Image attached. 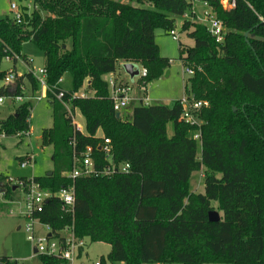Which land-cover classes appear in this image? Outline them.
I'll use <instances>...</instances> for the list:
<instances>
[{
    "label": "trees",
    "instance_id": "trees-1",
    "mask_svg": "<svg viewBox=\"0 0 264 264\" xmlns=\"http://www.w3.org/2000/svg\"><path fill=\"white\" fill-rule=\"evenodd\" d=\"M208 1L224 22L221 45L202 24L182 20L192 10L183 0H34L33 14L23 10L22 23L0 18V82L9 72L2 69L7 57L14 65L19 58L30 64L22 53L26 42L42 51L51 89H63L59 81L66 75L72 80L62 101L47 93L53 125L41 136L42 147H53V167L33 178L52 196L35 216L62 243L63 232L72 231L76 239L109 244L101 264H264V0H237L233 10H224L220 0ZM179 20L181 31L194 40L187 50L180 43L181 58L186 54L185 63L203 67L186 93L210 103L201 114L200 150L191 137L195 128L180 121L179 100L138 101L129 119L118 118L105 79L119 63L142 64L145 84L164 74L170 60L160 54L155 30L170 33ZM27 82L31 95L40 90L27 72L14 89L2 86L0 97L26 96ZM85 83L94 95L74 97ZM32 105L25 100L0 119V133L10 137L30 130ZM68 108L81 111L86 132L76 128ZM99 131L111 140L112 162H128L131 171L73 181L68 174L88 146L94 148L96 171L111 166L99 150ZM197 171H203L204 193L191 191ZM73 184L75 204L65 212L56 194ZM4 188L7 202L20 199L15 186ZM213 201L223 213L219 219L210 217ZM40 257L43 264L66 262ZM17 263L0 257V264Z\"/></svg>",
    "mask_w": 264,
    "mask_h": 264
},
{
    "label": "rangeland",
    "instance_id": "rangeland-1",
    "mask_svg": "<svg viewBox=\"0 0 264 264\" xmlns=\"http://www.w3.org/2000/svg\"><path fill=\"white\" fill-rule=\"evenodd\" d=\"M12 2H15L18 5L20 11H27V14L25 15L31 16V14H33L35 7L34 0H0V18L7 16L13 18L14 14L11 9ZM134 4L137 5L136 2ZM202 10L203 7L199 5L198 12L201 13ZM181 24L182 22L179 20L178 26L176 27L177 31L180 33V42L174 40L170 33L165 32L161 28L155 30L156 43L160 47V54L170 60V66L164 74L158 75L145 84L143 80L140 79L142 76V64H137L135 66V68L140 71V75L132 79L125 72L123 64L119 63L116 72L106 75L105 79L107 81L116 79L121 84L131 86L133 100L136 98L148 97L151 105L157 103L171 105L185 95H191V93H186V86L188 85L189 87L190 79L192 77L184 72L185 65L188 64L191 66V64L185 63L186 54L181 58L180 43L183 49L187 50L194 45V40L188 37L187 32L181 31ZM22 53L27 56L31 65H28L23 58H19L16 64V71L18 73L27 72L29 66L30 69L38 70L44 65V55L35 44L31 42L24 43ZM2 69L12 70L13 63L5 60L2 64ZM1 83L2 82H0V86ZM29 85L30 84L27 82L26 88L28 90ZM61 87L65 90L72 89V80L69 75L64 76L63 81L61 82ZM82 93H87L89 95L93 94L92 91L90 93L87 89L86 83L81 88V94ZM38 94H42L41 90L34 95ZM10 103L11 101L8 97L5 98L4 103H0V117H5L9 114ZM136 104L137 102H132L128 108L121 111L122 117L126 119L128 118L127 116L130 117L132 109ZM76 121L81 127V130L86 132V121L80 110H76ZM52 125V106L49 100L44 98L41 101H33L30 126L32 133L31 136H23L19 138L14 135L6 137L0 133V177L6 178L5 180H0L5 184L3 187H0V203L4 204L7 202V193L4 186L9 185V179H12L13 184H16V181L20 179L28 180L34 176H44L52 170L53 147L52 145H45L42 147L43 140L41 141V144L39 142V137H41L42 131ZM169 133H173L172 125L169 126ZM101 134L103 133L101 132ZM198 148L199 150L201 148L200 142L198 143ZM27 155L32 156V162L27 167L22 168L21 160ZM217 175L221 176L220 174ZM18 190L21 195L20 199L12 203L7 202L8 205L0 209V257L7 256L21 261L23 264H43L40 257L41 254L34 252V248L37 246V241L32 242L27 238L28 233L26 231V226L29 223V220L23 214V194L20 189ZM191 191L194 193H204L205 186L203 171L193 173L191 178ZM212 205L215 210L211 213V219L221 218L223 213L217 208L218 202L213 201ZM35 226L38 231V236L47 231L42 224L36 223ZM110 250L111 246L107 243H92L89 239H85V247L81 250L79 257H77L74 262H65L63 264H95L101 259V257H107Z\"/></svg>",
    "mask_w": 264,
    "mask_h": 264
},
{
    "label": "built area",
    "instance_id": "built-area-1",
    "mask_svg": "<svg viewBox=\"0 0 264 264\" xmlns=\"http://www.w3.org/2000/svg\"><path fill=\"white\" fill-rule=\"evenodd\" d=\"M184 2L191 4L192 10L184 13L182 19L190 20L191 22L199 23L205 26L209 33L214 37L217 44L221 45L225 42V27L224 22L219 19L216 13L213 11L208 0H183ZM221 7L224 10H233L237 6V0H220L219 1ZM201 5L203 10L201 13L198 12V6ZM11 9L14 14L13 19L17 23L23 22V12L20 11L18 5L15 2L11 3ZM170 35L174 40L180 42V33L176 28L170 31ZM11 58L7 57L6 61L11 62ZM185 65V64H184ZM203 68L201 66L193 67L188 64L185 65V73L188 76L193 77L197 71H202ZM33 76L37 79L40 85V90L42 94L35 95L32 99L41 101L44 98H47L48 91H51L54 96L58 100H63L65 97V90L59 89L57 85L50 88L47 82L48 71L45 67H41L40 69H30ZM142 77L147 75V69L142 68L141 71ZM23 77V75H18L15 70H9L3 82L7 85H11L13 83H17V80ZM63 81V78L60 79L59 83ZM109 82L110 86V98L113 101V108L117 113H120L124 109L128 108V106L133 102H144L146 105H149L150 99L148 97L137 98L133 100L132 96V87L116 84V79H111ZM16 87V85H15ZM25 90V86H22ZM55 90H59L56 92ZM91 93L92 90L88 89ZM93 92V91H92ZM94 95V92L93 94ZM87 93H82L79 91L74 94L75 96L80 97H89L92 96ZM17 102H24L27 97L23 95L11 96ZM4 101L3 97H0V103ZM180 104L182 106V114L180 117V121L192 126L195 130L191 133V137L198 142H201V132L200 128L203 124L201 119L202 111L206 108L210 107V103L207 100H202L196 98L193 94L185 95L181 99H179ZM32 108H30L32 115ZM69 117L72 119L73 124L77 129L81 130V127L76 121V110H72L68 108ZM28 124L31 126V116L27 119ZM82 131V130H81ZM31 129L22 133H17L16 136L21 138L23 136H31ZM4 136V135H3ZM99 150H101L107 157L108 160L111 161V166L106 167L102 171H96L94 168L93 161V153L94 148L92 146H88L84 149V151L77 157L76 163L79 166H76L69 174L68 177L75 181L79 177H89V176H111L116 173H129L131 171L130 163H122V164H114L112 162V153L113 147L111 140L109 138H105L103 136V142L99 145ZM32 162V156L27 155L21 161V167L25 168ZM9 186H15L17 189H20L23 194V202H24V212L23 214L29 220V223L26 226V231L28 233V240L34 242L37 241L36 250L38 254L52 256L56 258H60L65 260L66 262H74L77 257H79L80 251L85 247V240H79L74 237L72 231H65L68 233L67 236H64V243H62L58 239H54L52 237H48L50 234V227L43 225L46 228V232L42 233L38 236V231L36 230V223H39L38 218L35 216L37 213L42 212L45 206L46 200L49 199L52 194L49 191H45L42 189L40 183L36 182L34 178L23 180L20 179L16 181V184H13V180L9 179ZM59 197V200L62 203V210L65 212H71L73 210L75 204V186L74 184L70 187H65L56 194ZM22 202V201H21ZM64 233V232H63ZM35 249V248H34ZM17 264H23L21 261H18ZM95 264H101L100 260Z\"/></svg>",
    "mask_w": 264,
    "mask_h": 264
},
{
    "label": "crops",
    "instance_id": "crops-1",
    "mask_svg": "<svg viewBox=\"0 0 264 264\" xmlns=\"http://www.w3.org/2000/svg\"><path fill=\"white\" fill-rule=\"evenodd\" d=\"M29 60V59H28ZM17 64V63H16ZM28 65H31V64H29V63H27ZM42 67H44V65L42 66ZM13 69L15 70V72L18 74V75H25L27 72H29L30 71V66H29V68H28V70H27V72H25V73H18L17 71H16V65H14L13 64ZM25 81H27L26 79H25ZM88 84V83H87ZM87 84H86V86H87ZM15 83H13V84H11V90L12 89H14L15 88ZM2 86H6V84L4 83V82H2L1 83V86H0V88L2 87ZM27 86L25 85V91L27 92L28 91V93H27V95H26V97H27V99L26 100H31L32 101V103H33V97L35 96V95H31L30 94V86H28L29 87V90L26 88ZM88 89V88H87ZM3 98H4V101L2 102V103H4L5 102V96H2ZM8 98H10V101H11V103H10V111H9V114L8 115H6L5 117H0V119H6L8 116H10L11 114H14L15 112H16V108H17V106L20 104L19 102H17L15 99H13L11 96H7ZM137 99V98H136ZM134 102V101H133ZM131 105V104H130ZM129 105V106H130ZM33 106V105H32ZM132 113V112H131ZM131 116V115H130ZM127 117H129V116H127ZM50 128V127H49ZM83 132V131H82ZM98 135L99 136H103V134H101V131L100 132H98ZM42 137V136H41ZM41 137H39V142H40V144H41V141H42V138ZM41 146V145H40ZM1 179H6L5 177H0V180ZM4 182H1L0 181V187H3V185H5V184H3ZM63 236H67V233H63Z\"/></svg>",
    "mask_w": 264,
    "mask_h": 264
},
{
    "label": "water",
    "instance_id": "water-1",
    "mask_svg": "<svg viewBox=\"0 0 264 264\" xmlns=\"http://www.w3.org/2000/svg\"><path fill=\"white\" fill-rule=\"evenodd\" d=\"M262 22L264 23V20H263ZM245 37H246V41L249 42V41H248V33L245 34ZM135 66H136V64H134V63H124V64H123V68H124L125 72H126V73H127L132 79H134L135 77H137V76L140 75V71H139L138 69H136ZM167 74H169V73H167ZM234 110H236V108H234ZM116 115H117L118 118L120 117V113H117ZM49 174H50V172H49ZM48 237L50 238L51 235L49 234ZM34 252H35V253L37 252L36 248L34 249Z\"/></svg>",
    "mask_w": 264,
    "mask_h": 264
}]
</instances>
